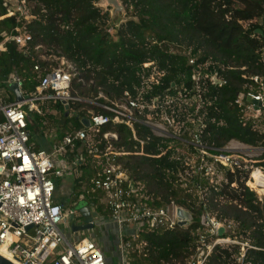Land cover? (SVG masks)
Listing matches in <instances>:
<instances>
[{
	"label": "trees",
	"instance_id": "16d2710c",
	"mask_svg": "<svg viewBox=\"0 0 264 264\" xmlns=\"http://www.w3.org/2000/svg\"><path fill=\"white\" fill-rule=\"evenodd\" d=\"M30 1L34 18L25 20L9 16L12 5L0 0V43L20 28L31 36L24 47L11 39L0 52V87H5L17 71L24 94L30 95L42 78L58 67L55 58H65L77 67L86 84L76 83L75 87L88 95L101 92L112 101H120L129 92L133 99L141 94L148 103L157 98H178L179 92L184 100L195 97L198 105L186 106L181 100L165 108L180 123L185 141L201 122V139L214 154L222 153L231 141L264 147L263 128L249 121L245 109L235 105L238 98L259 91L250 77L264 80V0H120L125 20L114 26V34L109 32L110 13L97 5L99 0ZM213 76L226 84H213ZM100 103L106 104L103 99ZM40 109L42 114L27 113L32 142H36L32 117L42 130L50 128L48 125L56 127L59 140L81 130L87 133L84 141L76 140L69 148L71 163L82 157L74 166L82 175H76L69 204L83 198L100 217H110L103 204L105 195L94 189L92 180L102 170L94 155L102 151L104 135L114 133L117 138L111 145L113 151L121 152L118 163L134 187L142 186L139 192L147 197L148 206H165V197L170 194L179 208L193 215L194 222L186 228L177 225L172 230L141 232L134 250L129 251L131 264H184L195 251L203 212L221 223L234 224L224 237L253 247L246 249L242 264H264V252L255 249H264V205L247 185L255 168L264 170V152L257 163L242 162L233 171L215 164L212 177L198 175L186 154L197 151L181 140L156 137L139 123L134 131L124 123H110L100 132L88 130L82 124L84 119L92 114L111 115L90 103L71 102L66 109L61 103L47 102ZM3 120L0 113V123ZM172 145L184 153L169 150ZM35 149L44 148L37 144ZM254 176L258 180L261 174ZM160 189L165 191L163 195ZM59 203L64 210L71 206ZM240 252V245L219 244L207 264H239Z\"/></svg>",
	"mask_w": 264,
	"mask_h": 264
},
{
	"label": "built area",
	"instance_id": "2783aa9c",
	"mask_svg": "<svg viewBox=\"0 0 264 264\" xmlns=\"http://www.w3.org/2000/svg\"><path fill=\"white\" fill-rule=\"evenodd\" d=\"M8 1L12 5L9 16L18 15L25 20L34 18L30 0ZM11 39L24 47L31 41V36L24 29H17V34L0 43V52L4 51L5 44ZM41 59L46 60V57L41 56ZM55 60L58 67L50 70L42 78L41 85L30 95L24 94L23 82L17 71L10 75L5 87H0V113L4 116L0 123V248L8 255L3 257L14 264H109L99 244L87 238L70 242L62 230V226L70 228L69 215L79 217L77 206L83 198L68 210H64L63 205L55 199V180L75 171L74 166L81 163L82 157L71 163L68 152L76 140L86 139V131H78L74 136H65L62 140L58 139L56 133L50 134L45 137L53 138L51 149L36 150L28 131V114L24 107L42 114L40 108L47 102L61 103L66 109H69L71 102L97 105L111 115L92 114L88 118L92 124L88 130L100 132L110 123H124L132 131L135 124L145 125L156 137L181 140L195 148L196 154H186L189 165L198 175L212 177L215 164L233 171L242 162L257 163V158L264 152V147H250L231 141L221 150L222 153L214 154L201 139L204 127L201 122L191 139L185 141L181 138L180 123L167 113L165 106L184 100L181 92L178 98L169 97L165 101L157 98L152 103L145 102L141 94L133 99L129 92H125L120 101H112L101 92L97 96L88 95L75 87L76 83L86 85L77 67L65 58ZM193 63L190 61V64ZM39 70V66H36L35 71ZM250 79L259 87V91L238 98L235 105L245 109L246 118L264 130V80L257 76ZM211 81L219 87L226 84L216 76ZM12 85H16L28 99L16 102L10 90ZM101 99L106 104L100 103ZM184 101L186 106L199 103L195 97ZM52 114L56 112L52 111ZM116 138L114 133L104 135L103 149L94 155L95 161L102 163V170L93 178L92 183L95 190L105 195L103 204L109 210L110 219L122 238L119 245L122 256L120 264H131L129 251L134 250V243L138 241L141 232L174 229L178 225L179 206L174 202L160 208L148 206L147 197L139 192L142 186L134 187L118 163L121 152L113 151L111 145V141ZM134 138L137 140L135 134ZM258 172L261 176L257 180L254 174ZM247 185L264 205V170L255 168ZM255 185L261 186L262 191H258ZM232 228V224L221 223L209 213L203 212L197 229L199 237L195 241V251L184 264H207L219 244L240 245L237 262L242 264L246 249L253 247L229 236L224 237L223 234ZM255 249L264 252V249Z\"/></svg>",
	"mask_w": 264,
	"mask_h": 264
},
{
	"label": "rangeland",
	"instance_id": "374dc122",
	"mask_svg": "<svg viewBox=\"0 0 264 264\" xmlns=\"http://www.w3.org/2000/svg\"><path fill=\"white\" fill-rule=\"evenodd\" d=\"M30 2L34 9L33 2L32 1ZM97 5L100 8L109 11L111 16L109 31L111 34H114L115 32L113 29L115 28L114 26L115 25L117 26L121 21L125 20V9L118 12L115 10L114 7L109 6L105 0H99ZM24 110L27 113L32 114V110L30 107H24ZM49 123L50 122H48V124ZM31 124L35 132L34 137L36 140L49 142L50 144L53 143V138H48V137L46 138L45 136H50V134H54V133L58 134V132L56 131L57 129L56 127L48 125V127L50 128H46L45 130H42V127L36 122L35 117H32ZM170 149L177 151V153L179 154L184 153L182 149L178 148L176 145L170 146L169 150ZM76 175L77 177H79V175L81 174L80 173L77 174L76 172L71 171L69 174L64 175L62 178L55 180V184H56L55 197L58 198L61 202H63L67 206L71 205L69 204L70 203L69 197L70 194L73 192L75 186V180L77 178ZM183 188L188 190V188L185 185H183ZM188 192L190 194L192 193L191 190H188ZM160 193L163 195L165 191L163 189H160ZM198 194L202 195V191L199 189H198ZM170 198L172 199L170 200ZM165 200L166 201L164 203L166 205L171 202H174L176 205H178L177 201L172 196H170V194H167ZM232 226L234 228V224H232ZM62 230L68 241L77 242L75 241L77 238L79 239L87 238L97 244L99 243V246L102 248V250L104 251L105 255L107 256L111 264H119L121 262V257H120L121 255H119L117 246L121 244L122 238L120 237L118 229L114 226L110 217H99L97 219V222H95V226L92 230L73 233L70 228H66L65 226H62ZM175 264H179V263H175Z\"/></svg>",
	"mask_w": 264,
	"mask_h": 264
},
{
	"label": "water",
	"instance_id": "95a60500",
	"mask_svg": "<svg viewBox=\"0 0 264 264\" xmlns=\"http://www.w3.org/2000/svg\"><path fill=\"white\" fill-rule=\"evenodd\" d=\"M109 6L115 8L116 11H122L124 7L122 6L120 0H105ZM10 90L14 94V98L16 102H22L25 99H28V96H23L20 89L16 85H12ZM68 116V114L66 115ZM83 126L86 129L91 128V121L88 119H84L82 121ZM77 210L79 213V218L82 221L77 224L75 222L76 216L71 214L68 216V221L71 223L70 228L73 233L84 232L87 230H92L95 226V221L100 217L99 213L95 210L94 207L87 205L85 201H80L77 206ZM178 216V226L181 228H186L194 222V217L191 213L186 211L183 208H179L177 212ZM31 228V227H30ZM28 228V229H30ZM0 264H14L7 258L0 255Z\"/></svg>",
	"mask_w": 264,
	"mask_h": 264
},
{
	"label": "crops",
	"instance_id": "0c3cea01",
	"mask_svg": "<svg viewBox=\"0 0 264 264\" xmlns=\"http://www.w3.org/2000/svg\"><path fill=\"white\" fill-rule=\"evenodd\" d=\"M56 132V131H55ZM35 145H37V144H39L40 146H42L43 148H44V150H50L51 149V147H52V145H53V143H49V142H45V141H41V140H36V142L34 141L33 142ZM49 145V146H48ZM75 172V171H74ZM78 173H79V171H77ZM77 173V174H78ZM259 173V172H258ZM55 199H56V201H58V202H61L58 198H56L55 197ZM95 222H97V220L95 221ZM80 239L79 238H77L75 241H79ZM99 244V243H98ZM117 248H118V251H119V255H121V249H120V247L119 246H117ZM107 257V256H106ZM121 257V261H122V256H120ZM108 259V258H107ZM108 261H109V259H108ZM121 263V262H120ZM119 263V264H120ZM109 264H111V262L109 261Z\"/></svg>",
	"mask_w": 264,
	"mask_h": 264
},
{
	"label": "bare ground",
	"instance_id": "6f19581e",
	"mask_svg": "<svg viewBox=\"0 0 264 264\" xmlns=\"http://www.w3.org/2000/svg\"><path fill=\"white\" fill-rule=\"evenodd\" d=\"M255 177V176H254ZM257 190L258 189H261V187H256V186H254ZM0 255H2V256H6V257H8V255L6 254V252L4 251V250H2L1 248H0Z\"/></svg>",
	"mask_w": 264,
	"mask_h": 264
},
{
	"label": "flooded vegetation",
	"instance_id": "af4514ba",
	"mask_svg": "<svg viewBox=\"0 0 264 264\" xmlns=\"http://www.w3.org/2000/svg\"><path fill=\"white\" fill-rule=\"evenodd\" d=\"M72 194V193H71ZM70 194V195H71ZM70 198V197H69ZM82 221V219L81 218H79V217H77L76 218V220H75V222L77 223V224H79L80 222ZM68 224H69V226L71 225V223L68 221Z\"/></svg>",
	"mask_w": 264,
	"mask_h": 264
}]
</instances>
